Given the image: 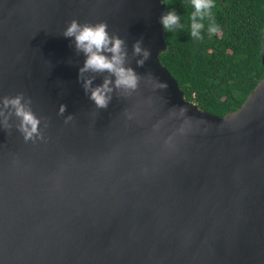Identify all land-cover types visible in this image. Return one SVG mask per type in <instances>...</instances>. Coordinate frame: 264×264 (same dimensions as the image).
Instances as JSON below:
<instances>
[{
    "label": "water",
    "instance_id": "water-1",
    "mask_svg": "<svg viewBox=\"0 0 264 264\" xmlns=\"http://www.w3.org/2000/svg\"><path fill=\"white\" fill-rule=\"evenodd\" d=\"M165 12L0 0V97H30L43 136L25 141L15 117L0 129V264H264V77L235 110L199 109L160 63ZM73 19L106 22L141 74L106 109L78 79L84 56L62 35Z\"/></svg>",
    "mask_w": 264,
    "mask_h": 264
},
{
    "label": "trees",
    "instance_id": "trees-1",
    "mask_svg": "<svg viewBox=\"0 0 264 264\" xmlns=\"http://www.w3.org/2000/svg\"><path fill=\"white\" fill-rule=\"evenodd\" d=\"M187 24L188 0H163ZM213 19L220 31L196 41L189 32L164 33L159 60L177 80L184 97L216 115L239 108L264 77L260 51L264 0H215ZM207 24V22H206Z\"/></svg>",
    "mask_w": 264,
    "mask_h": 264
},
{
    "label": "clouds",
    "instance_id": "clouds-1",
    "mask_svg": "<svg viewBox=\"0 0 264 264\" xmlns=\"http://www.w3.org/2000/svg\"><path fill=\"white\" fill-rule=\"evenodd\" d=\"M186 7L191 9L187 24L182 22V16L175 9L161 15L160 23L165 33L186 29L192 39L201 41L205 32L212 36L220 31V25L213 19L215 0H188ZM62 35L71 38L76 51L84 56L78 79L96 109H106L114 92L131 93L138 88L141 74L131 66L127 43L121 36L110 33L106 22L81 23L73 19ZM132 57L137 58V67H142L149 59L150 51L142 46L141 40L132 45ZM96 75H103L99 84H94ZM65 110L66 105H60L58 114L63 115ZM12 117L18 121L15 127L25 141L43 138L41 118L33 111L30 97L23 93L0 97V129L10 130ZM72 119L69 115L64 122L69 123Z\"/></svg>",
    "mask_w": 264,
    "mask_h": 264
}]
</instances>
